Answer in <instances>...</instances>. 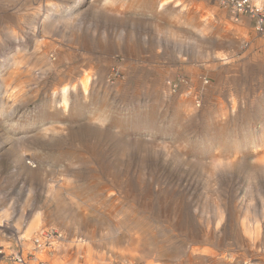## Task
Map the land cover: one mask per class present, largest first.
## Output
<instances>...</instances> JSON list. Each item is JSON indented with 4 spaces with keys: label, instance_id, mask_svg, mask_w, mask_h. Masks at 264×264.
I'll return each instance as SVG.
<instances>
[{
    "label": "rangeland",
    "instance_id": "1",
    "mask_svg": "<svg viewBox=\"0 0 264 264\" xmlns=\"http://www.w3.org/2000/svg\"><path fill=\"white\" fill-rule=\"evenodd\" d=\"M229 1L0 0V246L264 264V33Z\"/></svg>",
    "mask_w": 264,
    "mask_h": 264
},
{
    "label": "bare ground",
    "instance_id": "2",
    "mask_svg": "<svg viewBox=\"0 0 264 264\" xmlns=\"http://www.w3.org/2000/svg\"><path fill=\"white\" fill-rule=\"evenodd\" d=\"M154 1V0H153ZM175 0H155V3H157V7H159V9H165V8H169V6H170V4L171 3H173ZM243 1L244 0H230L229 2H231L232 4H233V15H234V17H239V16H241L243 13H249L250 15H251V13H250V11L249 12H245V9L246 8H240L239 7V3L241 2V3H243ZM264 1V0H263ZM253 2V1H252ZM52 3V2H51ZM176 4L177 3H179L178 1H176L175 2ZM246 3H249V7H250V9L251 10H253L254 8L255 9H257V10H264V2H259V3H251V2H249L248 0H245V3L244 4H246ZM46 5H49V3H47ZM174 7V6H173ZM183 8V7H182ZM185 9V8H184ZM183 9V10H184ZM57 10H58V8H57ZM67 13H70V11L69 12H67ZM251 17H253L252 15H251ZM57 19H59V18H57ZM208 19H210V16L209 15H207V16H205L204 18H203V21H206L207 22V20ZM253 19H254V17H253ZM255 21H256V29H257V31H259V32H261V33H264V30L262 29V30H259L258 29V24H259V22H257V19H255ZM36 26V25H35ZM42 38V37H41ZM21 44V43H20ZM216 56L217 57H222L219 53H217L216 54ZM19 65V64H18ZM9 79V78H8ZM89 82H90V76L89 75H87V76H85L82 80H81V86L83 87V90L85 91V92H87L88 90H89ZM6 86H10V82H8L7 83V85ZM11 87V86H10ZM75 88V87H74ZM68 92H69V88L67 87V86H64L63 88H62V94H63V97H64V103H65V105L66 104H68L67 103V95H68ZM9 94V93H8ZM7 94V95H8ZM10 95H12L11 93H10ZM15 95V94H14ZM7 99H8V97H6ZM106 184H105V186L103 187V190H105L106 189ZM108 187V186H107ZM2 218L0 217V225H2ZM40 228V222H39V220L38 219H34V220H32L31 221V223H30V225L28 226V228L26 229L27 231H28V234H33V233H35L38 229ZM46 231H48V230H42V231H40L37 235H35L33 238H26L25 239V237L24 236H21V239L23 240V242H22V245H23V251H24V254L26 255V254H28L29 252H32L34 255H35V257H36V262L37 263H35V264H47L46 263V261H44L43 259H41L40 257H38L37 256V253H42L46 248H52V247H54L55 246V243H57V241L59 240V241H61V239H63L62 237H63V235L60 233V235H61V237L60 238H52L51 239V244H50V246H47V245H44L43 243V245H41V246H36L35 247V243H34V241H33V239L34 238H38L39 240H41L42 239V235L44 234V233H46ZM44 239V238H43ZM42 239V240H43ZM27 243H30L29 245H30V247H28V244ZM129 262V261H128ZM132 262V261H131ZM137 262V261H136ZM32 264V263H31ZM34 264V263H33Z\"/></svg>",
    "mask_w": 264,
    "mask_h": 264
},
{
    "label": "built area",
    "instance_id": "3",
    "mask_svg": "<svg viewBox=\"0 0 264 264\" xmlns=\"http://www.w3.org/2000/svg\"><path fill=\"white\" fill-rule=\"evenodd\" d=\"M245 3V0L243 1V3H239V7L240 8H246L245 12H249L251 13V15L254 17V19H257V22H259L258 24V29L259 30H264V10H257V9H253L251 10L249 7V3ZM42 239L39 240L38 238H34L33 241L35 243V247L36 246H41V245H47L50 246L51 244V239L52 238H60V232L57 230H48L46 231V233H44L42 236ZM20 244H18L15 248H11V247H5V246H0V264H31V260L32 257L33 259L36 260L35 255L32 252H29L28 254H24L23 251V245L22 242L23 240L20 239ZM43 243V244H42ZM31 256V258H28V256ZM42 264V263H41Z\"/></svg>",
    "mask_w": 264,
    "mask_h": 264
}]
</instances>
